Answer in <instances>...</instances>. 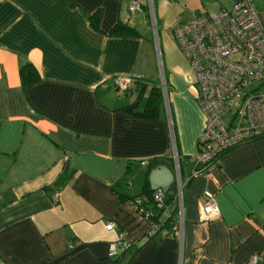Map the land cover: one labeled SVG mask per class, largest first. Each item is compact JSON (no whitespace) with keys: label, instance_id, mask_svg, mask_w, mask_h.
Returning a JSON list of instances; mask_svg holds the SVG:
<instances>
[{"label":"crops","instance_id":"obj_1","mask_svg":"<svg viewBox=\"0 0 264 264\" xmlns=\"http://www.w3.org/2000/svg\"><path fill=\"white\" fill-rule=\"evenodd\" d=\"M143 1L129 12L130 0H0V264H113L109 243L120 230L126 264H249L255 254L264 264V135L192 175L204 116L171 27L222 0ZM251 1L264 23V0ZM97 9L98 30L88 19ZM119 19L139 35H107ZM155 52L159 118L117 109L132 100L108 104L113 77L152 75ZM26 61L40 74L29 86ZM153 157L163 162L147 167ZM142 167L151 188L174 195L179 171L181 233L146 240L149 223L125 197L143 189L140 177L127 181ZM205 190L219 206L211 219L201 218Z\"/></svg>","mask_w":264,"mask_h":264},{"label":"built area","instance_id":"obj_2","mask_svg":"<svg viewBox=\"0 0 264 264\" xmlns=\"http://www.w3.org/2000/svg\"><path fill=\"white\" fill-rule=\"evenodd\" d=\"M147 4L151 7L152 1L148 0ZM143 5V0H130L128 10L142 9ZM153 22L155 26L154 19ZM171 30L193 70L196 100L204 116L196 143L192 171L195 175L217 161L227 149L264 135V23L251 0H230L229 8L223 6L217 11L193 12L188 18L177 19ZM137 77V74L115 75L114 86L118 91H126ZM163 90H166L165 85ZM174 158L179 170L175 150ZM141 163L147 164V161ZM178 170L174 229L181 233L184 183ZM153 198L158 208L169 209L163 188L156 187ZM57 199L58 194L54 192L53 200ZM140 200L141 197L135 198L131 204L137 209ZM152 213L146 207L141 213L151 231L161 225L158 220L148 218ZM218 213L214 194L205 190L201 196V218L211 219ZM114 226L112 220L105 223L107 229ZM129 246L130 242L120 230L119 238L109 243L108 255L113 264H119L122 252ZM258 259V254L253 255L249 264H256Z\"/></svg>","mask_w":264,"mask_h":264},{"label":"trees","instance_id":"obj_3","mask_svg":"<svg viewBox=\"0 0 264 264\" xmlns=\"http://www.w3.org/2000/svg\"><path fill=\"white\" fill-rule=\"evenodd\" d=\"M99 17H100L99 9H97L93 13L88 14L89 23L97 30L99 29ZM106 34L111 36H122V35L138 36L139 31L131 24L119 19L111 26V28L108 30ZM20 77L22 84L24 86H29L39 80L40 74L34 64H32L29 61H26L20 66ZM127 90L136 91V96L131 102L123 104L117 107V109L124 110L130 114H133L141 118H147V119L159 118L164 108V96L158 82H148V81L146 82L144 81L143 77H137L134 80L132 86ZM143 99L144 102L141 105V101ZM162 160H163L162 157H153L151 160H149L148 166L151 167L157 165L163 162ZM215 163L216 161L206 165L205 167L202 168L203 171L211 167ZM154 189L155 188H151L147 180H145L143 184V189L139 193L125 196L126 198H128V200H130V202H133L135 198L141 197L140 202L136 204L137 209L138 210L142 209L141 211L143 212L144 208L146 207L149 211L153 212L151 216L148 215V218L152 220H158V222H160L161 224L159 227H156L153 231L149 229V231L147 232L148 235L146 237V240L152 238L157 233L159 234L177 233V231L174 229L176 204L174 203L173 192L171 193L165 192L166 193L165 203L170 204V207L167 211H163L162 207L161 208L157 207L156 200L153 198ZM156 207L158 209H156ZM125 252L126 251L122 252L121 259L118 261L119 264H126L123 261ZM114 264L117 263L115 262Z\"/></svg>","mask_w":264,"mask_h":264},{"label":"rangeland","instance_id":"obj_4","mask_svg":"<svg viewBox=\"0 0 264 264\" xmlns=\"http://www.w3.org/2000/svg\"><path fill=\"white\" fill-rule=\"evenodd\" d=\"M219 4V3H218ZM222 4H223V6H225V7H227V8H229L230 7V0H222ZM211 8H213V9H215V10H217L218 8H217V6L214 4V6L213 7H211ZM208 10H211L210 8H208ZM136 13H138L137 11H136ZM133 26V25H132ZM133 27H135V26H133ZM141 31L143 32V29H141ZM174 41V39H172V42ZM176 45H177V42H174ZM178 46V45H177ZM153 59V60H152ZM151 60H150V62H149V64H148V68L149 69H152V75L153 74H155L153 77H152V75H145V77H144V81H148V82H152V81H156V82H159V83H162V79H161V72H160V68H159V65H158V62H159V59H158V57H157V53L155 52V56L152 58ZM152 78V80L150 81V79ZM154 79V80H153ZM113 82H114V77H113ZM109 89H110V91L113 93L112 95H113V97H111L110 99H107L106 101H107V103L108 104H110V103H112L113 104V101L115 100V99H117L118 100V102L121 104V103H125V102H127V101H130V100H133L134 99V97L136 96V91H130V90H126V91H118L117 89H116V87L112 84L111 86H109ZM143 102H144V99L141 101V105L143 104ZM164 105L166 106V104H165V102H164ZM163 112V111H162ZM230 117V114L226 117L227 119ZM147 167H148V164H147ZM147 167H142L139 171H136V169H134V171H133V173H139L138 174V176H135V175H129V177L127 178V181H129L130 183H131V181H130V178H132L131 176H134L133 178L134 179H136V183H137V181H138V179H139V177L141 178V182H143L142 183V185L141 186H143V184H144V180H145V170H146V168ZM153 188H156L157 187V185H151ZM155 186V187H154Z\"/></svg>","mask_w":264,"mask_h":264}]
</instances>
